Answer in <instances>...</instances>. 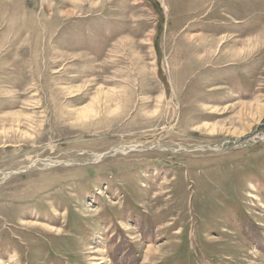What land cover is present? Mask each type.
Returning <instances> with one entry per match:
<instances>
[{
	"label": "rangeland",
	"instance_id": "1",
	"mask_svg": "<svg viewBox=\"0 0 264 264\" xmlns=\"http://www.w3.org/2000/svg\"><path fill=\"white\" fill-rule=\"evenodd\" d=\"M0 264H264V0H0Z\"/></svg>",
	"mask_w": 264,
	"mask_h": 264
},
{
	"label": "bare ground",
	"instance_id": "2",
	"mask_svg": "<svg viewBox=\"0 0 264 264\" xmlns=\"http://www.w3.org/2000/svg\"><path fill=\"white\" fill-rule=\"evenodd\" d=\"M252 43L248 44V46H250ZM126 152V151H125Z\"/></svg>",
	"mask_w": 264,
	"mask_h": 264
}]
</instances>
